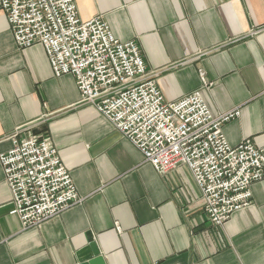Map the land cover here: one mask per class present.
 I'll return each mask as SVG.
<instances>
[{"label": "crops", "instance_id": "crops-1", "mask_svg": "<svg viewBox=\"0 0 264 264\" xmlns=\"http://www.w3.org/2000/svg\"><path fill=\"white\" fill-rule=\"evenodd\" d=\"M140 47L166 101L196 90L232 146L264 147V0H75ZM49 137L83 199L37 228L11 215L0 163V264H77L94 242L104 264H264V180L223 226L209 221L191 172L163 175L95 108L40 44L19 49L0 10V155L16 134Z\"/></svg>", "mask_w": 264, "mask_h": 264}, {"label": "built area", "instance_id": "built-area-1", "mask_svg": "<svg viewBox=\"0 0 264 264\" xmlns=\"http://www.w3.org/2000/svg\"><path fill=\"white\" fill-rule=\"evenodd\" d=\"M19 49L44 47L56 77L72 75L80 103L95 108L160 174H192L211 224L223 226L251 204L264 180V147L228 142L223 126L238 111L214 116L201 90L166 101L136 42H121L101 17L83 21L75 0H0ZM0 155L24 230L40 227L83 199L49 139L16 134Z\"/></svg>", "mask_w": 264, "mask_h": 264}, {"label": "water", "instance_id": "water-1", "mask_svg": "<svg viewBox=\"0 0 264 264\" xmlns=\"http://www.w3.org/2000/svg\"><path fill=\"white\" fill-rule=\"evenodd\" d=\"M77 264H104L99 249L94 242L80 249L76 253Z\"/></svg>", "mask_w": 264, "mask_h": 264}, {"label": "rangeland", "instance_id": "rangeland-1", "mask_svg": "<svg viewBox=\"0 0 264 264\" xmlns=\"http://www.w3.org/2000/svg\"><path fill=\"white\" fill-rule=\"evenodd\" d=\"M45 139H49L51 143L53 144V141L49 137H44ZM54 145V144H53ZM55 146V145H54Z\"/></svg>", "mask_w": 264, "mask_h": 264}]
</instances>
